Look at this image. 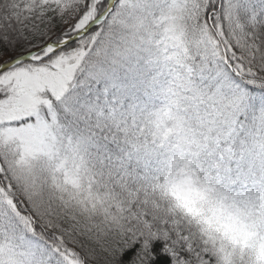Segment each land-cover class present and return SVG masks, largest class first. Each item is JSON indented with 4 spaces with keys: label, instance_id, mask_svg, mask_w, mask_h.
<instances>
[{
    "label": "snow or ice",
    "instance_id": "1",
    "mask_svg": "<svg viewBox=\"0 0 264 264\" xmlns=\"http://www.w3.org/2000/svg\"><path fill=\"white\" fill-rule=\"evenodd\" d=\"M0 264H264V0H0Z\"/></svg>",
    "mask_w": 264,
    "mask_h": 264
}]
</instances>
